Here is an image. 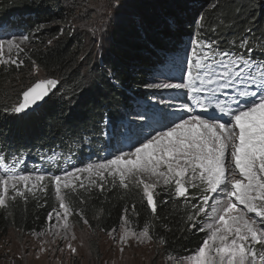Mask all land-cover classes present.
Here are the masks:
<instances>
[{
    "label": "trees",
    "instance_id": "1",
    "mask_svg": "<svg viewBox=\"0 0 264 264\" xmlns=\"http://www.w3.org/2000/svg\"><path fill=\"white\" fill-rule=\"evenodd\" d=\"M109 1L0 0V36L24 34L29 40L20 64L0 61V167L46 180L43 189L4 201L0 190V239L11 231L46 229L59 206L55 177L104 158L100 154L118 133V126L109 131L108 125L121 114L150 115V106L135 101L150 97L155 78L181 73L178 57L189 39L202 49L208 42V61L231 53L264 67V0H121L97 55L88 26L95 19L91 8H109ZM214 40L219 45H211ZM35 70L58 86L41 107L18 113L23 93L39 81ZM128 128L119 130L122 136ZM202 190L181 195L164 186L149 198L138 183L109 179L67 189L63 199L73 220L92 234L126 224L146 232L157 254L180 259L208 238L198 202Z\"/></svg>",
    "mask_w": 264,
    "mask_h": 264
},
{
    "label": "rangeland",
    "instance_id": "2",
    "mask_svg": "<svg viewBox=\"0 0 264 264\" xmlns=\"http://www.w3.org/2000/svg\"><path fill=\"white\" fill-rule=\"evenodd\" d=\"M110 1L109 8L104 4L92 7L93 23L82 24L88 25L94 35L97 55L105 48L108 27L120 8L121 0ZM27 43L24 34L0 36V61L20 64L27 57ZM213 44L219 45L217 40ZM203 46L199 48L198 42L189 39L178 63L184 65V71L190 57L195 63L192 68L183 74L181 71L175 76L155 78L150 97L135 101L134 105L150 106L158 112V118L148 121L140 116L142 110L121 114L118 121L108 125L109 131H116L118 126V133L104 154H100L104 158L55 177L59 206L48 226L38 233L11 231L0 239V264H264V103L254 104L242 117L233 120L227 115L232 112L233 103L223 102L221 97V93H229V97L234 93L243 104L255 102L261 94L255 92V82L246 77L247 72L264 78V67L261 70L248 59L231 53H218L222 55L218 58L225 61L215 60V65L230 66L235 73L229 77L217 70L208 73L209 66L199 60L206 59V48L211 47L208 42ZM40 73H33L38 82L49 80ZM235 76L241 78V86L231 88V92L223 90V82ZM210 105L216 106V113H225L226 120L211 118ZM124 127H129L125 135L130 136L129 148L124 146L126 140L119 132ZM193 129L207 154L197 152L199 147L194 143L189 148L185 145L181 135ZM204 131L210 136H204ZM252 140L255 142L250 144ZM109 179L123 184L138 183L149 198L164 186L173 187L181 195L191 189H203L198 202L204 211L208 238L202 248L180 259L162 257L146 232L136 233L126 224L109 234H92L84 222L76 223L64 202V191ZM45 186L43 175L14 173L0 167L2 201L8 195L32 194Z\"/></svg>",
    "mask_w": 264,
    "mask_h": 264
},
{
    "label": "water",
    "instance_id": "3",
    "mask_svg": "<svg viewBox=\"0 0 264 264\" xmlns=\"http://www.w3.org/2000/svg\"><path fill=\"white\" fill-rule=\"evenodd\" d=\"M58 83L54 80L38 82L26 90L22 95L21 103L18 105L19 111L32 112L48 100L50 95L56 90Z\"/></svg>",
    "mask_w": 264,
    "mask_h": 264
},
{
    "label": "bare ground",
    "instance_id": "4",
    "mask_svg": "<svg viewBox=\"0 0 264 264\" xmlns=\"http://www.w3.org/2000/svg\"><path fill=\"white\" fill-rule=\"evenodd\" d=\"M262 103H264V102H262ZM261 104V103H260ZM262 108H264V107H262ZM261 108V109H262ZM255 109V108H254ZM245 112H247V111H242L237 117H242L244 114H245ZM235 119V118H234ZM233 119V120H234ZM250 120V119H249ZM190 124L192 125L193 123L192 122H190ZM194 133H195V130L193 129V130H191L190 132H188V133H183V135H181V137H182V139H183V141L185 142V145L187 144L188 145V148L194 143L195 145H196V148L197 147H199V148H197V152H200V153H202V154H207V152H206V150H205V148L204 147H202V146H204V144L203 145H199V143H202V139H200L199 137H197V138H195V136H194ZM209 132L207 131H204V136H210L209 134H208ZM212 137H215V135L214 134H212ZM210 138V137H209ZM196 140V141H195ZM209 140H207V141H204L203 140V142L205 143V142H208ZM253 142H255V140H252V141H250V144L251 143H253ZM209 143V142H208ZM206 144V143H205ZM194 145V146H195ZM210 145H211V143H210ZM210 145H209V147H210ZM249 146V145H248ZM212 148V147H211ZM209 150V149H208ZM211 151H213V150H211ZM209 153H212V152H209ZM208 153V154H209ZM203 156H205V155H203Z\"/></svg>",
    "mask_w": 264,
    "mask_h": 264
}]
</instances>
